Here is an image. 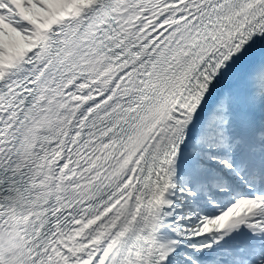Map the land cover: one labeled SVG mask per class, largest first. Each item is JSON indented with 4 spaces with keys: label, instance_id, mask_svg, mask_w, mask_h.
Returning a JSON list of instances; mask_svg holds the SVG:
<instances>
[{
    "label": "snow or ice",
    "instance_id": "obj_1",
    "mask_svg": "<svg viewBox=\"0 0 264 264\" xmlns=\"http://www.w3.org/2000/svg\"><path fill=\"white\" fill-rule=\"evenodd\" d=\"M0 264H264V0H0Z\"/></svg>",
    "mask_w": 264,
    "mask_h": 264
}]
</instances>
